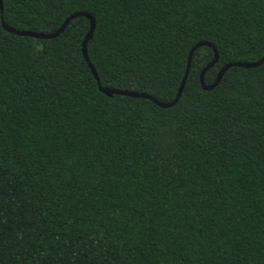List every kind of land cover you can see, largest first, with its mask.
Returning a JSON list of instances; mask_svg holds the SVG:
<instances>
[{
    "label": "trees",
    "instance_id": "obj_1",
    "mask_svg": "<svg viewBox=\"0 0 264 264\" xmlns=\"http://www.w3.org/2000/svg\"><path fill=\"white\" fill-rule=\"evenodd\" d=\"M0 264H264V0H1ZM85 43L98 83L82 56Z\"/></svg>",
    "mask_w": 264,
    "mask_h": 264
},
{
    "label": "water",
    "instance_id": "obj_2",
    "mask_svg": "<svg viewBox=\"0 0 264 264\" xmlns=\"http://www.w3.org/2000/svg\"><path fill=\"white\" fill-rule=\"evenodd\" d=\"M0 10H2V3H1V0H0ZM77 15H82V16H85L88 21H89V26H88V30L83 38V41H82V45H81V53H82V56L83 58L85 59V61L87 62V65L90 69V72L92 73L93 77L95 78V80L97 81L98 83V77H97V74L92 66V64L90 63L88 57H87V54H86V49H85V43L86 41L88 40V38L91 36V33L93 31V28H94V19L93 17L88 14L87 12H75V13H72L70 14L68 17H66L64 19V21L62 22V24L54 31V32H49V33H40V32H36V31H30V30H18V29H14V28H11L7 25H5L3 23V21H1V24L3 26V28L5 30H7L8 32H11L13 34H17V35H24V36H31V37H36V38H51V37H54L56 36L59 32L62 31V29L64 28V26L66 25V23L68 22V20L73 17V16H77ZM200 45H207L209 46L210 48H212L213 50V57L212 59L201 69L200 73H199V81H200V85L203 89H211L213 88L217 82L219 81L222 73L230 66H239V67H245V68H249V67H254V66H257L259 65L260 63H262L264 61V55L262 57H260L259 59L255 60V61H252V62H245V61H234V62H229V63H226L224 64L218 71L215 79L213 80V82L211 84H205L203 82V74L205 72V70L212 66L214 64V62L216 61L217 59V53H216V49L214 48V46L210 43V42H207V41H199L197 42L190 50H189V53H188V58H187V64H186V70H185V73L181 79V82L179 84V87L177 89V93L175 95V97L170 100V101H167V102H160L154 98H152L151 96L143 93V92H136V91H132V90H118V89H113V88H108V87H102L98 84V88L100 91H102L104 94L110 96L112 94H119V95H125V96H131V97H144V98H148L150 99L151 101H153L155 104H157L158 106L160 107H169L171 105H173L179 95H180V92H181V89H182V86H183V83L185 81V78H186V75H187V72H188V69H189V63H190V59H191V54H192V51L194 50V48H196L197 46H200Z\"/></svg>",
    "mask_w": 264,
    "mask_h": 264
}]
</instances>
